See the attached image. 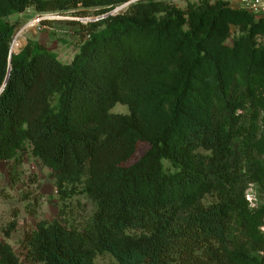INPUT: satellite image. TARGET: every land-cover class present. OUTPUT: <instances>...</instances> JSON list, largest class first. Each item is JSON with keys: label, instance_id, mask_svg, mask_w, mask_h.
<instances>
[{"label": "trees", "instance_id": "obj_1", "mask_svg": "<svg viewBox=\"0 0 264 264\" xmlns=\"http://www.w3.org/2000/svg\"><path fill=\"white\" fill-rule=\"evenodd\" d=\"M130 1L0 0V166L29 152L61 201L23 259L6 240L17 223L0 231V264H264V16L136 0L82 25L69 63L32 38L11 52L10 17L30 7L102 16ZM78 195L91 213L70 210Z\"/></svg>", "mask_w": 264, "mask_h": 264}, {"label": "rangeland", "instance_id": "obj_2", "mask_svg": "<svg viewBox=\"0 0 264 264\" xmlns=\"http://www.w3.org/2000/svg\"><path fill=\"white\" fill-rule=\"evenodd\" d=\"M174 1L181 7H185L187 3V0ZM227 1L235 6L237 0ZM118 8L117 11H115L117 8L114 10L115 13L122 9L121 6ZM95 11V8L80 6L77 9L63 12L39 13L34 7H30L20 14L11 16L10 21L16 24L15 36L20 33L19 40L22 47L20 46L19 50L32 38L56 52L61 61L69 62L80 49L82 38L78 32L82 30V25L86 26L99 17ZM80 12L86 14L75 15ZM38 17H45V19L36 26L32 22ZM112 112L128 113L129 109L119 104L113 108ZM147 149V144H141L134 160L140 158ZM0 172L2 175L0 179V231L3 232L11 222L17 223L16 230L6 240L23 259L21 243L25 233L33 230L39 221L58 216L61 201L55 178L52 170L39 159L32 157L29 152L21 153L17 164L13 161L3 162ZM67 203L70 210L74 209L76 215L91 213L94 209L91 201L84 195L75 196ZM96 263L117 264L110 254L98 255Z\"/></svg>", "mask_w": 264, "mask_h": 264}, {"label": "built area", "instance_id": "obj_3", "mask_svg": "<svg viewBox=\"0 0 264 264\" xmlns=\"http://www.w3.org/2000/svg\"><path fill=\"white\" fill-rule=\"evenodd\" d=\"M126 6H128L127 3L122 5L121 8L122 9L124 7L126 8ZM232 7L237 8V9H244V10L256 15L257 17H263L264 16V0H237L235 6L232 5ZM118 9L119 8H117L115 11H117ZM44 19H45V17H38L32 23L34 25H40ZM14 39H15V36H14ZM14 39H13V41H14ZM13 41H12V45H11L12 51H13V49H12ZM19 51L20 50L13 51V52H19ZM246 198L249 202V205L252 208H257L259 206V198H258L257 193L255 191V188L253 186H250L248 188V190L246 192ZM263 230H264V227H263Z\"/></svg>", "mask_w": 264, "mask_h": 264}, {"label": "bare ground", "instance_id": "obj_4", "mask_svg": "<svg viewBox=\"0 0 264 264\" xmlns=\"http://www.w3.org/2000/svg\"><path fill=\"white\" fill-rule=\"evenodd\" d=\"M34 21V20H33ZM37 26V25H36ZM30 27V26H29ZM19 35L20 33H18L16 36H15V39H14V42H13V47L12 49L13 50H19L20 46H21V41L19 40ZM22 47V46H21Z\"/></svg>", "mask_w": 264, "mask_h": 264}, {"label": "water", "instance_id": "obj_5", "mask_svg": "<svg viewBox=\"0 0 264 264\" xmlns=\"http://www.w3.org/2000/svg\"><path fill=\"white\" fill-rule=\"evenodd\" d=\"M136 0H132V1H130L129 3H127V5H129L131 2H135ZM110 14H115V12L113 11V12H109V13H107V14H105V15H102V16H99V17H97L96 18V20H99L100 18H103V17H106V16H108V15H110ZM95 20V19H94ZM95 20V21H96ZM11 52L12 53H18V52H13L12 50H11Z\"/></svg>", "mask_w": 264, "mask_h": 264}, {"label": "crops", "instance_id": "obj_6", "mask_svg": "<svg viewBox=\"0 0 264 264\" xmlns=\"http://www.w3.org/2000/svg\"><path fill=\"white\" fill-rule=\"evenodd\" d=\"M72 60H73V59H72ZM72 60H71V61H72ZM71 61H69V62H71ZM69 62H67V63H69ZM9 243H10V242H9Z\"/></svg>", "mask_w": 264, "mask_h": 264}]
</instances>
